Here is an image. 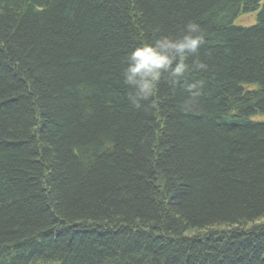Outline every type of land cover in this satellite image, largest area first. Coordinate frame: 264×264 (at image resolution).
<instances>
[{
  "label": "trees",
  "instance_id": "trees-1",
  "mask_svg": "<svg viewBox=\"0 0 264 264\" xmlns=\"http://www.w3.org/2000/svg\"><path fill=\"white\" fill-rule=\"evenodd\" d=\"M189 21L197 103L133 108L126 54ZM0 264H264V0H0Z\"/></svg>",
  "mask_w": 264,
  "mask_h": 264
},
{
  "label": "clouds",
  "instance_id": "clouds-1",
  "mask_svg": "<svg viewBox=\"0 0 264 264\" xmlns=\"http://www.w3.org/2000/svg\"><path fill=\"white\" fill-rule=\"evenodd\" d=\"M206 37L207 32L200 23L189 21L179 34H155L152 39H141L123 61V84L130 90V105L137 110L158 108V91L162 82L172 87H185L189 93L187 103H197L203 82H189L187 74L207 71L208 65L194 55Z\"/></svg>",
  "mask_w": 264,
  "mask_h": 264
},
{
  "label": "rangeland",
  "instance_id": "rangeland-1",
  "mask_svg": "<svg viewBox=\"0 0 264 264\" xmlns=\"http://www.w3.org/2000/svg\"><path fill=\"white\" fill-rule=\"evenodd\" d=\"M243 18H244L245 22H248V21H250L252 19L251 16H245Z\"/></svg>",
  "mask_w": 264,
  "mask_h": 264
}]
</instances>
